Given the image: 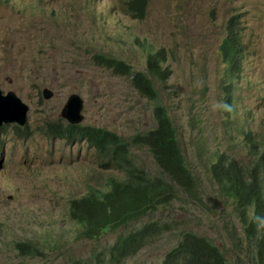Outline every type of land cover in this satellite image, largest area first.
Returning a JSON list of instances; mask_svg holds the SVG:
<instances>
[{
    "label": "rangeland",
    "instance_id": "rangeland-1",
    "mask_svg": "<svg viewBox=\"0 0 264 264\" xmlns=\"http://www.w3.org/2000/svg\"><path fill=\"white\" fill-rule=\"evenodd\" d=\"M125 1L0 0V89L28 106L24 127L0 130V264H75L99 253L109 264L117 238L149 220L172 229L122 264H162L186 232L208 239L227 264H254L245 243L239 247L233 239L242 237L240 219L230 202L221 201L209 167L217 149L239 161L252 155V144L256 154L264 151V0H147L143 20L129 16ZM231 16L243 30L244 49L240 73L231 80L234 111L213 112L211 105L224 101L228 75L219 46ZM162 45L172 55L163 64L167 77L153 80L157 101L139 96L129 78L93 63L101 54L145 71V50ZM44 88L52 99L42 98ZM73 93L84 104L81 126L119 136L135 167L150 177L162 173L132 137L152 130L154 106H164L200 199L179 192L137 221L94 240L80 238L68 216L69 200L91 189L105 191L108 180H122L124 172L105 168L106 155L83 139L70 143L49 132L50 124H67L60 111ZM16 243L39 251L22 255Z\"/></svg>",
    "mask_w": 264,
    "mask_h": 264
},
{
    "label": "trees",
    "instance_id": "trees-1",
    "mask_svg": "<svg viewBox=\"0 0 264 264\" xmlns=\"http://www.w3.org/2000/svg\"><path fill=\"white\" fill-rule=\"evenodd\" d=\"M147 0H130L128 7L132 15L142 20L145 16ZM131 7V8H130ZM229 20V36L220 45L221 64L228 75L222 82L224 101L233 105V84L231 80L240 72L243 59L240 32H236ZM238 26V23L236 22ZM147 67L144 71H133L125 62L101 54L94 55V64L110 70L117 76L129 78L132 88L141 97L157 101V93L148 74L164 77L160 69L163 59H156L150 54L146 57ZM155 127L143 134L132 137V143L145 147L162 176L150 177L135 167L129 152V144L116 134L101 128L50 124L49 132L64 138L68 142L77 139L99 153L106 155L105 168L124 172L122 180L111 178L105 191L91 189L85 195L69 200L68 216L80 227V238L94 240L109 230L124 227L139 220L149 211L169 205L177 198L179 192L186 193L193 199H200L196 179L187 167L178 144L177 133L166 108L156 104L153 109ZM3 129V128H1ZM0 129V130H1ZM19 132V128L15 127ZM249 140V139H248ZM252 142L251 140H249ZM256 146L252 144L251 154L246 163L228 158L222 151L215 150V162L210 171L212 181L217 185L222 197L228 201L240 219L242 237L233 236L239 247L243 244L251 255L254 264H264V230H257L252 222L254 214L264 215V151L258 155ZM252 209V216L248 210ZM172 229L162 220H149L140 227L119 236L108 250L109 264H122L124 260L136 255L143 247L156 240L163 233ZM15 248L22 255L32 257L38 249L26 243H16ZM248 250H247V249ZM244 250V249H243ZM240 252V254H243ZM103 253L75 264H103L100 258ZM245 256V255H244ZM239 258V257H238ZM162 264H227L221 251L205 237L191 232L183 233L175 247L170 249L162 260Z\"/></svg>",
    "mask_w": 264,
    "mask_h": 264
},
{
    "label": "water",
    "instance_id": "water-1",
    "mask_svg": "<svg viewBox=\"0 0 264 264\" xmlns=\"http://www.w3.org/2000/svg\"><path fill=\"white\" fill-rule=\"evenodd\" d=\"M41 95L47 101L53 97V92L48 88H44ZM82 109V99L77 94H73L67 98L60 111V116L70 125H78L83 119ZM27 113L28 106L15 93L7 92L3 94L0 89V128L7 124L24 127L27 121Z\"/></svg>",
    "mask_w": 264,
    "mask_h": 264
},
{
    "label": "clouds",
    "instance_id": "clouds-1",
    "mask_svg": "<svg viewBox=\"0 0 264 264\" xmlns=\"http://www.w3.org/2000/svg\"><path fill=\"white\" fill-rule=\"evenodd\" d=\"M129 1L130 0H127V1H125V2H127L126 3V12L129 14V16L132 18V19H134V20H138V19H136L132 14L133 13H131V11H130V9H129V7H128V3H129ZM131 8V7H130ZM145 17V16H144ZM144 19V18H143ZM142 19V20H143ZM229 20H233L232 21V24H233V28H234V30H236V32H240L241 33V31H243L242 29H241V27H240V25L238 24V26L236 25V22H237V17H235V16H231L229 19H228V21ZM226 22V24H225V28H222L223 29V35H224V37H223V39H222V42H223V40H224V38L226 37V36H229V25H230V22ZM238 23V22H237ZM239 40H240V42H241V35H239ZM221 42V43H222ZM221 45V44H220ZM242 52H243V57H244V49H243V47H242ZM148 54H150L151 56H153V57H155L156 59H163L164 60V62L161 64V67H160V69L164 72V77H160V75H156V77H153V76H151V75H149L148 74V77L150 78V80L152 81V84H153V80H160V81H162V80H164L166 77H167V71L163 68V64L166 62V59H170L171 58V55H172V50L169 48V47H167V46H157V47H149V48H147L146 50H145V57H147V55ZM219 57H220V46H219ZM94 63V62H93ZM223 65V64H222ZM97 66V65H96ZM98 67V66H97ZM147 67V61H145V68ZM224 67V66H223ZM224 69H225V67H224ZM145 73H147L146 72V70L144 71ZM240 73V72H239ZM153 87H154V85H153ZM154 89H155V87H154ZM135 91V90H134ZM155 91H156V89H155ZM136 92V91H135ZM137 93V92H136ZM156 93H157V91H156ZM73 94H76V93H73ZM73 94H70L68 97H70L71 95H73ZM78 95V94H77ZM42 96V95H41ZM79 96V95H78ZM80 97V96H79ZM81 98V97H80ZM142 98H144V97H142ZM52 99V98H51ZM147 99V98H146ZM157 100H158V94H157ZM48 101V100H47ZM83 101V100H82ZM151 101V100H150ZM84 105V104H83ZM164 107V106H163ZM165 108V107H164ZM211 110L213 111V112H224V113H232L233 111H234V108H233V106L231 105V104H229V103H227V102H225V101H216V102H214L212 105H211ZM82 111H83V109H82ZM167 111V110H166ZM168 113V112H167ZM81 114H82V112H81ZM83 116V115H82ZM169 116V115H168ZM171 118V117H170ZM171 120H172V118H171ZM82 121H83V119H82ZM172 122H173V120H172ZM67 124H69V123H67ZM70 125V124H69ZM78 125H80L81 126V123H79ZM173 125H174V122H173ZM17 126V125H16ZM3 127V126H2ZM1 127V128H2ZM175 127V126H174ZM0 128V129H1ZM175 130H176V128H175ZM176 133H177V131H176ZM177 138H178V136H177ZM180 151H181V149H180ZM182 153V152H181ZM183 155V154H182ZM184 157V156H183ZM231 159H235V160H238L237 158H235V157H232ZM239 161V160H238ZM186 162V161H185ZM241 162H244V163H246V160H244V161H241ZM215 162H212L211 163V165H210V167H209V170L211 169V167H212V165L214 164ZM187 165V164H186ZM250 210V212H251V216H252V214H253V211H252V209H249ZM252 222L253 223H255V225H256V228H257V230L259 231V230H264V215H259V214H254L253 216H252Z\"/></svg>",
    "mask_w": 264,
    "mask_h": 264
},
{
    "label": "bare ground",
    "instance_id": "bare-ground-1",
    "mask_svg": "<svg viewBox=\"0 0 264 264\" xmlns=\"http://www.w3.org/2000/svg\"><path fill=\"white\" fill-rule=\"evenodd\" d=\"M28 25V22L26 23V26Z\"/></svg>",
    "mask_w": 264,
    "mask_h": 264
}]
</instances>
